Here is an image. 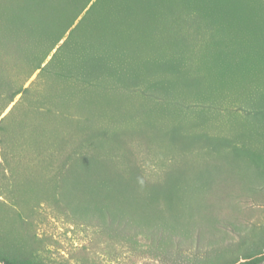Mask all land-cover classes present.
Returning a JSON list of instances; mask_svg holds the SVG:
<instances>
[{
  "label": "rangeland",
  "instance_id": "374dc122",
  "mask_svg": "<svg viewBox=\"0 0 264 264\" xmlns=\"http://www.w3.org/2000/svg\"><path fill=\"white\" fill-rule=\"evenodd\" d=\"M82 2L0 0V37L30 24L34 45L36 22L54 30ZM115 2L154 5L114 34L105 4L46 57L53 41L0 38V255L233 264L264 253V0ZM94 61L106 86L70 72Z\"/></svg>",
  "mask_w": 264,
  "mask_h": 264
},
{
  "label": "trees",
  "instance_id": "16d2710c",
  "mask_svg": "<svg viewBox=\"0 0 264 264\" xmlns=\"http://www.w3.org/2000/svg\"><path fill=\"white\" fill-rule=\"evenodd\" d=\"M4 1H7V0H4ZM91 2H92V0H83V2L80 5L75 7L76 8L75 10L72 7L74 12H73L72 16H70V18L68 19V21L65 24H63V25H53L52 24L55 31L54 30L49 31L48 24L42 25L40 22L39 23L36 22L37 25H41L45 29H44V31L42 33H40L37 36V43L34 44V45L28 44V43L24 42V40L22 39L23 31L26 30V28L30 24H27L26 26H23L22 28H20V32H19L20 35H18V34H13V35L8 34V35H5V36L0 37V38L5 40V39H7L9 37L18 35L19 37H21L19 42H18V44H20V46L25 45L26 47L27 46H29V47H33V46L37 47L38 45H40V49H44L45 46H48V44L52 43V41H53V43L51 44L52 45L51 48L48 51H45L46 49L44 50L45 53L47 52L46 55H45V57H46L58 45V43L62 40V38L66 35L67 32H69V35L67 36L65 42L62 45L65 46V45H67V43H69L67 46H70L73 38L80 32V30L83 28V25L86 24V21L92 20L93 16L94 17L97 16L96 13H98V10H103V9L105 10V8H102V7H104L105 4L107 6V9L110 7L109 10H108L109 11V15H108V19H107V21H108L107 24H109V27H108L109 29H105V30H107L108 33H114V34H115V27H114L115 23L122 22L123 25H126L128 23V20L131 19V18L133 19L136 14L137 15H139V14L141 15V13L142 14L151 13L152 12V7L154 5V4L151 5V6L147 5L148 7H146L145 9H141L140 7H135V6L134 7L130 6V5L122 6V5L116 4L115 0H96L95 3L92 4L91 7L86 11V13L83 16V18L80 19L76 23V20L78 19V17L82 14L83 11H85V9L88 8V6L91 4ZM114 7H118V8L114 9ZM125 7H127V8H125ZM113 9H114V11H113ZM120 10H122V16L119 15L120 12H118V11H120ZM93 12L95 13V15H93ZM113 14H118L121 17L120 20L117 21V22H112ZM139 17H141V16H139ZM103 24H104V22H103ZM3 25L0 23V29L1 30H3V27L6 26V25H4V26ZM119 27H120V25L118 26V29H120ZM53 31H54V33H53ZM90 33H91V31H90ZM90 33H88L87 36ZM60 49H61V47L57 48L56 52L54 53L53 58L51 59V61L46 66H42V64H41L46 59L45 57L43 58L42 61H39L38 63H36L35 64L37 66L36 69L43 68V70H44V69H48L49 66L51 67V65L55 62L56 58L59 56ZM64 52H66V50ZM65 67L67 68V66H65ZM67 70H70V69L67 68ZM101 70H103V69H101L100 64H98L96 61H94L90 65H87V66H86V64L82 65L80 70L79 69L76 70V71L70 70V72H74V73L77 72L76 74H78L77 77H78L79 80H86L89 83H91L90 80L92 79V76L94 74H96L95 76L99 80V81H97V83H99L100 85L106 86L107 84H105V81H107V80H102V79L110 80V79L113 78V76H111L109 73L101 72ZM115 78L116 79H121L122 77H115ZM20 89L21 88L17 89L13 93H11V96H10V99H9V102H8L9 104L11 102H13L14 98L16 97V95L21 92ZM62 98H63V100H62V102H61V104L59 106L62 109L61 113L70 112V110L72 111V108L70 106V101H68L69 99H72V98L64 97V96ZM57 99H61V97L57 96V98H55L54 100H57ZM64 99H66V100H64ZM16 107H17V104H15V106L12 109V111ZM4 109H3V111H4ZM74 110L78 112V110H76V109H74ZM12 111L6 117L2 118V121L4 119H7L13 113ZM63 115L65 116V114H63ZM182 194H185V192L183 191ZM0 261L3 264H33V263H31V262H29L27 260L20 259V258H17V257H9V256H6V255H0ZM233 264H264V253L256 255V256H249L248 259H246V260H244L242 262L233 263Z\"/></svg>",
  "mask_w": 264,
  "mask_h": 264
}]
</instances>
